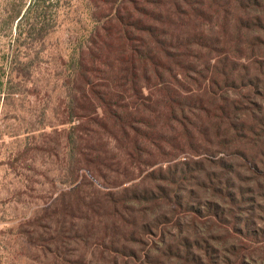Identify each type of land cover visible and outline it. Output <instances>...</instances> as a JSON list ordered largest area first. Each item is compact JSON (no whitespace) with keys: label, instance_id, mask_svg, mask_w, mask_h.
I'll use <instances>...</instances> for the list:
<instances>
[{"label":"trees","instance_id":"obj_1","mask_svg":"<svg viewBox=\"0 0 264 264\" xmlns=\"http://www.w3.org/2000/svg\"><path fill=\"white\" fill-rule=\"evenodd\" d=\"M0 1V89L17 93L54 0ZM89 2L64 61L65 150H45L69 189L22 224L28 241L52 264H264V0Z\"/></svg>","mask_w":264,"mask_h":264},{"label":"rangeland","instance_id":"obj_2","mask_svg":"<svg viewBox=\"0 0 264 264\" xmlns=\"http://www.w3.org/2000/svg\"><path fill=\"white\" fill-rule=\"evenodd\" d=\"M53 4L51 15L58 27L30 52L29 61L34 59L36 64L32 80L14 76L17 93L0 89V264H52L28 241L22 224L48 206L45 202L53 191L56 197L69 189L60 173L62 162L45 150H54L58 138L59 150H65L63 138L56 133L70 128L61 125L66 98L64 61L87 34L92 11L89 0H54ZM13 42L12 35H0V50ZM29 144L43 147L30 150L27 162L14 164V169L12 161ZM152 150L150 162L158 164L154 168L166 167L159 151L166 153V143Z\"/></svg>","mask_w":264,"mask_h":264}]
</instances>
